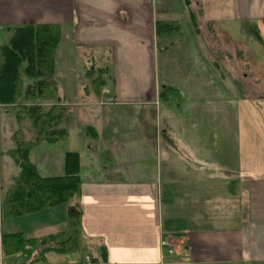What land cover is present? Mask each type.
I'll list each match as a JSON object with an SVG mask.
<instances>
[{
  "label": "crops",
  "instance_id": "0c3cea01",
  "mask_svg": "<svg viewBox=\"0 0 264 264\" xmlns=\"http://www.w3.org/2000/svg\"><path fill=\"white\" fill-rule=\"evenodd\" d=\"M217 5L201 16L216 26L217 34L228 44L250 53L251 33L240 28L247 24L256 29L259 43L264 45V0H219ZM188 21L203 38L186 0H0V34L23 26L56 24L60 31L57 52L66 39L77 63L88 61L86 65H99L90 69L110 73L102 75L101 90L95 91L94 97L112 94L120 103L146 108L157 105V97L167 100L177 91L164 78L156 77L158 55L163 50L160 35L173 32H158L157 23L178 24L175 32H180V22ZM224 22L239 24L237 34L234 28L224 27ZM206 48L217 80L214 94L198 102L219 97L218 86L228 87L233 97L238 88L237 100L243 110L234 113L226 99L218 113L222 121L215 119L218 124H211L210 129L206 126L209 112L196 113L195 127L176 133L177 157L171 159L165 154L159 172L154 171L150 159L153 147H158L160 132L156 129L145 148L142 137L102 155L98 144L87 145V153L100 155L97 177L79 176V190L65 204L2 220L0 264H24L26 259L22 253H2L3 235L20 233L39 238L55 234L65 229L70 211L80 213L81 252H49L38 264L66 254L81 255L71 264H264V112H251L243 102L264 101V90L260 89L264 60H252L246 67L247 60L241 59V69L256 72L253 78L258 94L239 97V91L243 93L239 88L243 90L249 80L247 73L236 79L228 73L227 63L217 64L215 54ZM205 81L206 85L211 82ZM161 90L168 91L166 97L160 96ZM255 115L263 120L262 126H258ZM167 132L175 139L172 128L164 126L161 134ZM87 134L97 136L90 126ZM153 141L155 145H151ZM159 142L166 153L173 151L169 148L173 144L163 139ZM204 148H214L219 155L212 160ZM203 157L206 159H200ZM80 168L79 158V172ZM2 198L0 191V204ZM163 238L172 245L171 255H165L160 246Z\"/></svg>",
  "mask_w": 264,
  "mask_h": 264
},
{
  "label": "rangeland",
  "instance_id": "374dc122",
  "mask_svg": "<svg viewBox=\"0 0 264 264\" xmlns=\"http://www.w3.org/2000/svg\"><path fill=\"white\" fill-rule=\"evenodd\" d=\"M188 2L187 6L197 21L196 25L199 24L203 38L200 34L197 35L195 33L192 21L180 22V32L173 31L160 35L159 46H162L163 50L158 55L156 77L157 80L164 78L166 80L165 83L177 91L171 94L167 100L157 97V105L153 103L151 108L149 106L146 108L145 106L139 107L136 104L128 105L120 103L112 94L102 95L99 98L94 97V92L101 90L99 80L104 73L97 71V69H90L92 66H95V68L99 67V65H92L91 62H89L91 65H86L88 61L84 63L85 65L80 62L77 63L76 56L69 53V47H67L69 41L66 39L62 44L63 48L61 51H55L53 54L54 59L51 66V74L48 73V70L43 72L44 69L39 68L43 72V74L40 73L39 77H34L33 74L28 75L24 70L27 60L23 59L19 67L20 79L23 83L22 89L28 84L35 86L36 82L41 79L50 84L54 82L56 86V98L47 100L36 96L29 101H23L20 98L17 100V105L15 106L0 104V191L2 195L6 187L11 184L12 180L19 173L18 166L9 154V150L14 146L12 141L13 132L20 128L24 131V138L31 140L36 135L30 120L18 123L15 117V113L18 111L16 106H21L22 104V106H33L38 104L43 110L53 106L60 99V104H65L64 112L68 118H66V121L60 122L59 126L65 128L67 137L55 142H41L37 144L29 153V160L35 165L42 176L62 175L64 173L65 153L67 151H75L78 152L81 162L79 176L82 178H94L100 172L98 166L100 155L98 152H101V155L105 154L107 150L119 147L120 144L132 143L134 139L141 137L144 138L142 144L145 148L147 143H151L149 137L153 134V129L154 131L156 129L157 133L160 132L157 139L158 147H153L150 159L154 161V171L157 170L159 172L165 154L169 157L171 156V159L177 157L176 155H178V151L180 150L176 147V133L181 128H194L196 113L202 110L209 112L210 117L206 121V126L210 129L211 124L216 127L222 121L218 113L223 111L222 104L226 105V99H228V107L230 105V110L234 111V113H240L243 110L237 100L238 96L236 92H238V88L235 89L233 97L227 90L229 89L228 87L225 86L223 88L218 86L219 97L212 98L210 102H206L205 100L201 103L198 102L200 98L204 99L203 97H210L211 94H214V81L217 80L215 77L217 72L211 69V58L208 56L206 46L215 54L214 60L217 64L219 62L227 63L226 66L230 69L228 73L233 74L236 79L241 77L242 72L247 73L249 80L245 85L243 84V90L239 88L243 92L240 93L239 91V97L245 94L248 97L257 96L258 84L253 78V73L256 74V72H252L250 69L243 70L239 66V63L243 64V60L241 59L247 60L246 67L249 66L252 60H264V45L259 43L260 39L256 35V29L247 24L240 25V28L248 30L251 33L248 41L250 53H247L246 49L241 46L234 47L232 43L228 44L221 34H217L218 29H216V26L202 19L201 13L206 11L205 14H208L209 11L213 10L212 5H217L219 0H188ZM222 25L226 28H234L233 32L237 34L236 31L239 24L224 22ZM13 33L0 34V47L8 44ZM9 35L12 36L9 38ZM39 51L40 47L33 46L26 53L27 56H31L34 59L33 63L35 64ZM26 54L24 57H26ZM220 71L225 73L222 68H219ZM32 72L34 73V70ZM109 74L105 73L103 77ZM207 79L211 80V82L207 81L206 85L205 80ZM260 85L262 86L260 89L264 90V81H261ZM211 90L212 92H210ZM219 98L223 100L220 101ZM243 102L251 112H264V101L262 100H254L253 104L245 100ZM151 109L155 110L154 114L150 112ZM215 119L218 121L216 124ZM255 119L258 126H262L263 120L258 119V117ZM239 122L240 126H242L241 118ZM88 126L97 132L96 137L87 134ZM164 126L172 128L175 139L171 135H168V132L161 134ZM159 138L160 140L163 139L164 142L168 141L173 144L174 147H169L171 150L174 148L173 151L166 148L168 150L166 153L162 147H159ZM90 144H98L100 146L97 154L85 151L86 146ZM153 144L155 145V141L151 145ZM209 145H212V143ZM204 149L206 151L208 148ZM210 149L206 153L208 158L213 160L216 158V155H219V152H215L214 148ZM100 161L102 162L101 159ZM1 216L2 214H0V226L2 220H4ZM24 255L25 257L29 256ZM80 258V254H66L62 257L54 255L53 259H46L47 261L44 264H71Z\"/></svg>",
  "mask_w": 264,
  "mask_h": 264
},
{
  "label": "trees",
  "instance_id": "16d2710c",
  "mask_svg": "<svg viewBox=\"0 0 264 264\" xmlns=\"http://www.w3.org/2000/svg\"><path fill=\"white\" fill-rule=\"evenodd\" d=\"M186 1L188 5L189 2ZM176 30L178 24L157 23L158 32ZM59 43L60 31L56 24L29 25L14 31L8 44L0 47V104L15 106L20 98L29 101L36 96L47 100L56 98L54 82L50 84L41 79L35 86L28 84L22 89L19 67L25 59L27 65L24 70L28 75L39 77L40 73L43 74L46 70L51 74L53 54ZM33 46L40 47L36 64L33 63L34 59L26 54ZM46 51L48 52L45 54ZM25 54L27 58L24 57ZM39 68H43V72ZM167 94L166 90L160 92L161 97H166ZM22 105L16 106L18 111L15 117L19 124L24 120H30L36 135L31 140L24 138V131L20 128L13 132L14 146L9 150V154L18 166L19 173L3 194L1 217L4 219L65 204L78 192L80 186L79 157L76 152L65 153L64 173L60 176H41L28 158L29 152L37 144L55 142L67 137L65 128L59 126L60 122L68 118L64 112V105L57 101L53 106L43 110L38 104ZM82 246L80 213L74 211L68 213L65 229L55 234L26 238L20 233H14L3 235L1 238V249L5 256L16 253L29 255L26 256L24 264L43 263L45 255L49 252L58 254L81 252Z\"/></svg>",
  "mask_w": 264,
  "mask_h": 264
},
{
  "label": "built area",
  "instance_id": "2783aa9c",
  "mask_svg": "<svg viewBox=\"0 0 264 264\" xmlns=\"http://www.w3.org/2000/svg\"><path fill=\"white\" fill-rule=\"evenodd\" d=\"M160 246L165 251V255H171L173 253L172 245L168 239L165 238L161 239ZM85 260L88 261L89 257L85 256Z\"/></svg>",
  "mask_w": 264,
  "mask_h": 264
}]
</instances>
